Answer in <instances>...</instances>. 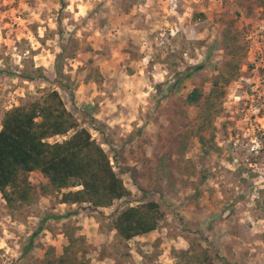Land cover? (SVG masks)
Here are the masks:
<instances>
[{
  "label": "rangeland",
  "instance_id": "rangeland-1",
  "mask_svg": "<svg viewBox=\"0 0 264 264\" xmlns=\"http://www.w3.org/2000/svg\"><path fill=\"white\" fill-rule=\"evenodd\" d=\"M58 54L68 91L22 77ZM0 70V126L57 89L129 192L66 204L30 172V202L0 195V264H57L68 236L72 264H264V0H0ZM147 202L156 229L121 238L115 215Z\"/></svg>",
  "mask_w": 264,
  "mask_h": 264
},
{
  "label": "trees",
  "instance_id": "trees-1",
  "mask_svg": "<svg viewBox=\"0 0 264 264\" xmlns=\"http://www.w3.org/2000/svg\"><path fill=\"white\" fill-rule=\"evenodd\" d=\"M59 58L60 54L52 72L22 74V77L26 80L40 78L68 91ZM203 66L202 63L193 66L185 77ZM217 79L212 82L211 92L217 85ZM213 95L217 97V94ZM202 96V92L194 88L186 100L194 104ZM69 132L72 133L66 136ZM57 136L66 137L51 141ZM33 171L47 179L45 190L58 191L60 201L66 204L89 203L93 207H106L129 193L114 171L109 156L86 128L79 127L55 88L43 90L37 98L5 110L1 119L0 195L8 205L30 202L33 186L28 174ZM76 186L79 188L71 189ZM69 214L45 216L32 237L42 230L48 218L60 219ZM161 218L158 204L147 202L119 211L113 219V227L121 238L130 239L156 229ZM67 239L57 264H72L76 259L74 247L77 238L68 236Z\"/></svg>",
  "mask_w": 264,
  "mask_h": 264
}]
</instances>
